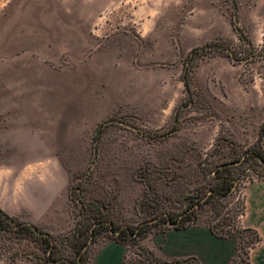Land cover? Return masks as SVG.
I'll return each instance as SVG.
<instances>
[{
  "label": "rangeland",
  "instance_id": "rangeland-1",
  "mask_svg": "<svg viewBox=\"0 0 264 264\" xmlns=\"http://www.w3.org/2000/svg\"><path fill=\"white\" fill-rule=\"evenodd\" d=\"M0 1V58L19 37L29 51L13 57L42 63L48 96L63 104L53 150L14 152L25 156L16 178L23 205L8 215L40 236L1 234L0 264H53L42 239L63 242L61 256L72 259L79 234L102 214L87 240L92 264L117 241L111 224L151 226L155 214L179 212L184 198L212 186L216 172H229L234 187L221 205L198 211L199 226L219 211L236 221L243 189L264 180V164L246 157L262 144L264 0ZM211 42L216 49L202 50ZM55 179L52 220L35 221L32 208H44ZM152 228L124 244L128 255L172 264L158 254L172 253L168 239L184 230ZM241 232L229 264H250L246 247L256 238Z\"/></svg>",
  "mask_w": 264,
  "mask_h": 264
},
{
  "label": "crops",
  "instance_id": "crops-1",
  "mask_svg": "<svg viewBox=\"0 0 264 264\" xmlns=\"http://www.w3.org/2000/svg\"><path fill=\"white\" fill-rule=\"evenodd\" d=\"M1 7L5 9L0 1V12ZM26 51L29 50H25V43L16 37L14 41L9 40V46L0 58V209L9 215L17 214L18 207L23 205L22 195L16 193V178L17 171L25 164V156L21 153L16 157L14 152L53 150L58 120L63 117L62 100L47 94V70L42 63L13 57ZM47 185L44 208L37 211L32 208L35 221L48 222L54 215L56 179ZM242 196L246 211L240 224L256 231L261 238V242L251 249L249 261L250 264H264V180L250 181ZM198 226L183 229L179 239H168L167 245L173 252L159 253L158 257L172 263L194 256L201 264H229L235 255V242L231 238L217 237L209 226L206 229ZM92 264L154 263L143 257L131 258L124 244L110 241L97 251Z\"/></svg>",
  "mask_w": 264,
  "mask_h": 264
},
{
  "label": "trees",
  "instance_id": "trees-1",
  "mask_svg": "<svg viewBox=\"0 0 264 264\" xmlns=\"http://www.w3.org/2000/svg\"><path fill=\"white\" fill-rule=\"evenodd\" d=\"M216 47L217 46L215 45V43L211 42L205 45L202 50H207L209 48L216 49ZM186 84L188 85V82H186ZM261 141V146L251 150L250 155L246 157L252 158L257 162L264 164V126L262 128ZM251 171L255 172V170ZM212 179L214 181V184L207 190L197 191L194 198L186 197L183 199V210L179 212L168 211L155 214L151 221L156 220L157 223L152 224L151 226L141 227L140 229L128 228L127 231L123 230L118 232V229L113 224H111L109 229L114 235H117L116 240L118 242L125 244L127 241H137L138 239L147 237L153 231L152 226L154 225L158 226L162 224L166 229L174 228L177 230L187 229L194 225H202L203 223L199 222L198 215L200 214L198 211L204 208V205L209 202H213L216 205H221L220 201L224 200L230 195L235 183L234 177H232L229 172H225L223 174L216 172ZM245 211L246 205L245 202H243L240 206V210L237 213L236 221L233 224H230L228 222V218L222 216L221 212L219 211L217 214L219 220H217L215 223L211 221L210 223H208V225L205 226H209L213 234L220 238L236 237L237 229H242L241 233L244 232L253 234L256 238V241L251 244L249 243L246 247L247 253L245 255L249 257V252L261 242V238L256 231L251 229H243V227L241 226L240 220L245 214ZM101 215L102 214H100L96 219H92L91 224L85 227L86 230L84 231L88 232V235L87 233L85 235V232H83L79 234L78 238L76 237L78 241L73 245V248L71 250L72 254L74 255L72 259L61 256L59 252V244L63 242L58 243L56 239H50L48 241H46V239H42L46 246V252L48 254L47 261L53 264H88V253L86 252V248L88 245L87 240L91 232L96 233L97 225L95 224L100 223L101 225L105 223V221L102 220ZM91 227H93L92 230ZM6 232H11L20 237H31L34 239L40 236V231L38 230V228L29 224H24L18 218L11 217L0 209V235ZM82 236H86L85 240H82ZM147 259L154 264H163L159 260H157L154 255L149 256V258ZM172 264H178V262H173Z\"/></svg>",
  "mask_w": 264,
  "mask_h": 264
}]
</instances>
